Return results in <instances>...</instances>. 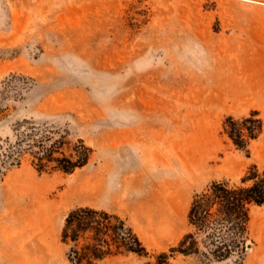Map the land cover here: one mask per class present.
I'll return each instance as SVG.
<instances>
[{
  "label": "rangeland",
  "instance_id": "374dc122",
  "mask_svg": "<svg viewBox=\"0 0 264 264\" xmlns=\"http://www.w3.org/2000/svg\"><path fill=\"white\" fill-rule=\"evenodd\" d=\"M253 111L264 119V0H0V264H70L62 230L81 206L123 217L151 254L169 250L196 192L264 170V131L242 150L225 127ZM22 127L68 154L83 140L89 163H10ZM251 215L242 264H264V205Z\"/></svg>",
  "mask_w": 264,
  "mask_h": 264
},
{
  "label": "trees",
  "instance_id": "16d2710c",
  "mask_svg": "<svg viewBox=\"0 0 264 264\" xmlns=\"http://www.w3.org/2000/svg\"><path fill=\"white\" fill-rule=\"evenodd\" d=\"M259 115L253 111L243 119H227V134L238 148L247 150L251 141L263 133L264 119ZM38 135L35 128H20L17 150L7 156L10 163L19 165L20 156L26 152L33 157V166L39 173L70 174L89 163L92 148L83 140L72 146L68 154L64 152L63 139ZM263 205L264 170L253 164L239 182L214 181L193 195L188 212L190 228L167 251L151 254L123 217L91 206L77 207L68 213L62 241L69 247L70 264H104L109 258L128 255L153 258L145 264H174L180 255L193 257L201 264L231 259L242 264L251 241L252 209Z\"/></svg>",
  "mask_w": 264,
  "mask_h": 264
},
{
  "label": "bare ground",
  "instance_id": "6f19581e",
  "mask_svg": "<svg viewBox=\"0 0 264 264\" xmlns=\"http://www.w3.org/2000/svg\"><path fill=\"white\" fill-rule=\"evenodd\" d=\"M137 183V182H136ZM25 196V195H24ZM29 200V199H28ZM9 202V201H8ZM10 203V202H9ZM4 235V237L6 238V240L8 241V243H11L13 246L15 245V249L19 252V250L17 249V245H18V240H17V238H15L14 236H12L10 233H5V234H3ZM24 252V254H27L29 251L28 250H23Z\"/></svg>",
  "mask_w": 264,
  "mask_h": 264
},
{
  "label": "water",
  "instance_id": "95a60500",
  "mask_svg": "<svg viewBox=\"0 0 264 264\" xmlns=\"http://www.w3.org/2000/svg\"><path fill=\"white\" fill-rule=\"evenodd\" d=\"M251 247H252V245H251V244H249V245H248V248H251Z\"/></svg>",
  "mask_w": 264,
  "mask_h": 264
}]
</instances>
